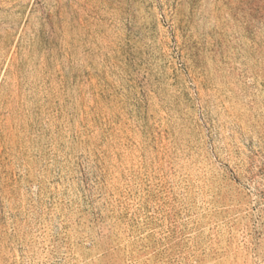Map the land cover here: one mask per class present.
Returning a JSON list of instances; mask_svg holds the SVG:
<instances>
[{"label": "rangeland", "instance_id": "obj_1", "mask_svg": "<svg viewBox=\"0 0 264 264\" xmlns=\"http://www.w3.org/2000/svg\"><path fill=\"white\" fill-rule=\"evenodd\" d=\"M0 264H264V0H0Z\"/></svg>", "mask_w": 264, "mask_h": 264}]
</instances>
